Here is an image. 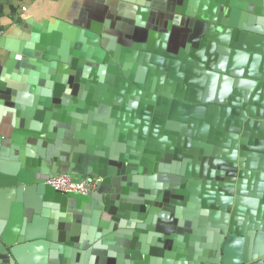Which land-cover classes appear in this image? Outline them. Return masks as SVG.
Returning a JSON list of instances; mask_svg holds the SVG:
<instances>
[{
    "label": "crops",
    "instance_id": "obj_1",
    "mask_svg": "<svg viewBox=\"0 0 264 264\" xmlns=\"http://www.w3.org/2000/svg\"><path fill=\"white\" fill-rule=\"evenodd\" d=\"M0 34V264H264V0H0Z\"/></svg>",
    "mask_w": 264,
    "mask_h": 264
},
{
    "label": "built area",
    "instance_id": "obj_2",
    "mask_svg": "<svg viewBox=\"0 0 264 264\" xmlns=\"http://www.w3.org/2000/svg\"><path fill=\"white\" fill-rule=\"evenodd\" d=\"M30 1H36V0H30ZM98 182L99 180L94 178L85 177L79 180H75L68 174H57L48 177L45 181V184L49 185L56 191L62 193H78L81 195H87L97 192Z\"/></svg>",
    "mask_w": 264,
    "mask_h": 264
},
{
    "label": "water",
    "instance_id": "obj_3",
    "mask_svg": "<svg viewBox=\"0 0 264 264\" xmlns=\"http://www.w3.org/2000/svg\"><path fill=\"white\" fill-rule=\"evenodd\" d=\"M180 110H184L185 115H188L189 117H192L194 119H197V118H200L198 116V113H197L198 110H200L201 112L202 111H205V107L202 106V109H200V108H195V107H192V106H189V105H185V104L180 103V102L173 101L172 104L170 105L169 109L167 111H165V112H162L160 116L162 118L167 119L168 120V125L171 126V124H170L171 123V119L174 117L175 113L179 112ZM183 122L185 123L186 120L183 121ZM72 178L75 179V180L81 179V178H78L77 179V178H74V177H72Z\"/></svg>",
    "mask_w": 264,
    "mask_h": 264
}]
</instances>
